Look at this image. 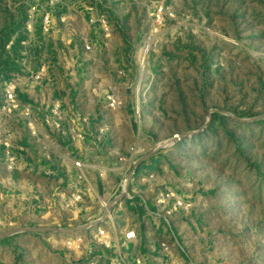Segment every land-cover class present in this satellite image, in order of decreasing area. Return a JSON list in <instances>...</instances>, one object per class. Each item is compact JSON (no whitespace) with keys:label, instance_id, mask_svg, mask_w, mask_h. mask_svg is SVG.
Instances as JSON below:
<instances>
[{"label":"rangeland","instance_id":"rangeland-1","mask_svg":"<svg viewBox=\"0 0 264 264\" xmlns=\"http://www.w3.org/2000/svg\"><path fill=\"white\" fill-rule=\"evenodd\" d=\"M77 1V14L88 17L86 6L97 4L114 27L106 39L99 23L89 28L82 17L78 38L68 41L57 30L51 37L76 60L74 80L81 84L67 87L68 98L82 99L78 111L95 130L84 143L97 151L100 196L111 188L120 193L124 179L134 213L143 216L145 205L134 195L175 192L191 204L179 213L192 264H264V0ZM25 10L18 0H0V36L22 32ZM84 39L93 44L90 52L80 49ZM1 48L0 63H8ZM67 185L63 214L52 213L43 199L33 216L31 199L23 198L3 212V222L12 224L0 237L37 230L46 241L57 240L50 248L67 264H76L78 253L92 255L87 243L76 241L78 227L94 218L92 203L89 195L72 202L75 185ZM77 204L84 208L79 219L68 213ZM34 245L1 264L41 262L28 259L34 251L42 255L43 244Z\"/></svg>","mask_w":264,"mask_h":264},{"label":"built area","instance_id":"built-area-1","mask_svg":"<svg viewBox=\"0 0 264 264\" xmlns=\"http://www.w3.org/2000/svg\"><path fill=\"white\" fill-rule=\"evenodd\" d=\"M20 4H24L26 10L23 16V34L24 38L20 41V61L21 73H15L13 77L5 83L2 96L0 99V231L6 224L2 220L4 211H7L9 206L20 204L23 198L31 199L32 209L34 212L36 206L34 199L40 200V195L33 192L28 195L22 191L23 188L18 186V183L13 185L11 174L14 171L21 173H34L44 177L58 176L60 169L54 167L55 157L58 155V146L60 139L69 141L70 144L77 145L78 142H84L86 137L95 138L96 134L86 127L89 122V117L82 115L79 111H70L63 106L62 100L54 97L52 89L56 85L51 73V65L49 62H43L37 70H33L28 59L32 56L33 47L38 41V31L46 39H50L55 30L69 24L78 23L74 17L79 16L77 0H18ZM80 7V5H79ZM89 22L99 23L103 30V35L106 39L112 38L114 35V27L110 20L102 14H99L97 4L87 5ZM75 13V15L72 14ZM82 48L85 52H90L93 44L89 39H84ZM29 72L30 82L34 85L43 87V97L47 100V110L42 119L39 117L37 106L31 102H26L20 99L18 89L22 86L25 73ZM29 85V84H28ZM27 85V86H28ZM56 88V87H55ZM110 105L114 106L115 99L109 96ZM66 123H73L70 129H66ZM19 124H23L27 129L26 136L36 147L37 155L33 160H28L26 154L21 151L22 145L20 140L24 136L20 133ZM86 125V126H85ZM44 126V132L41 129ZM57 151V152H56ZM121 161H126L125 157H120ZM62 167V166H61ZM64 175L62 177L69 184L75 185L72 193V202H83L85 197L89 195V189L83 188L82 181L88 183L87 175L83 169V162L80 160L74 161L76 171L63 164ZM124 179L122 180L123 183ZM120 193H115L112 198L101 197L104 215H99L92 221V225L97 226L95 234L96 244L105 250H109V259H115L112 264H192L188 260L187 251L184 245L178 240L174 231L173 225L175 216L180 210L188 209L191 204L181 199L175 192H161L154 196L155 207L152 210V216L158 221H162L171 231L172 240H161L158 247H154L150 251L130 256L126 252L117 249L113 244V230L116 221L114 218V210L122 205L124 198H133L129 191L126 193L123 184ZM129 185V183H128ZM87 187V186H86ZM128 189V188H127ZM70 204H73V203ZM74 205V204H73ZM18 210V209H17ZM16 210H14L15 212ZM124 246L128 242L134 241L138 236L135 228H130L125 231ZM94 248L91 249V252ZM95 260H92L94 264Z\"/></svg>","mask_w":264,"mask_h":264},{"label":"crops","instance_id":"crops-1","mask_svg":"<svg viewBox=\"0 0 264 264\" xmlns=\"http://www.w3.org/2000/svg\"><path fill=\"white\" fill-rule=\"evenodd\" d=\"M80 16L81 19H76L78 23L76 24L75 29L69 30L67 26H65L63 29H57V31L62 33L60 37L64 38L67 33L69 36V38L67 39L68 41L69 39L78 38V31L80 29L77 30V28L80 27L79 25L81 22H83V20H85V23L89 28L93 29L92 26L97 25L95 23L91 24L89 22V16ZM62 31H66V33ZM52 36H58V33L53 32ZM3 38L4 37L0 36V42ZM23 38L24 34L22 29V32L17 31L10 37L4 38V42L2 41V43H0V45H2L1 49L4 51L6 56L5 60L6 62H8L0 63V99L5 83L8 82L15 73H21L20 41ZM43 39L44 42L42 45L39 42L35 47L32 48V56L28 59V62L33 70H37L43 62H49V64L51 65L50 73L56 83V85H54L56 88L54 87L52 89V92H54V97L60 98L62 100L63 106L68 110L73 111L71 109L73 108L77 109L78 111L83 104L82 99L79 100L78 97H75L74 100L71 99L70 101L67 91V87L77 89L78 84H81V81L79 83V81L76 82L74 80V77L78 74L74 55H71L70 58L68 57L67 52L69 47H67V44H63V42H59V44L57 42L53 43V41H51V38L46 39L44 37ZM15 49H17V51ZM80 49L83 50L82 41L80 44ZM6 58L9 59L10 63ZM4 72L8 73L6 75H3L2 73ZM25 75L26 76L23 77L22 86L18 89V95L21 100L31 102L36 105L37 109L39 110V117L42 119L43 115L48 112L47 100L43 97L44 88L37 85L35 86L34 83L30 82L28 76L29 72L25 73ZM89 114L91 115L92 122L96 121L95 118L97 117L92 115L93 113ZM72 125L73 124L71 123H66V129H70ZM19 127L20 133L24 136V138L20 140V144L23 147L21 151H23L26 154L27 159L31 161L37 155L36 147L29 139L26 138L28 134L27 129L24 127V125L19 124ZM41 129L43 132L44 130H46L44 126H41ZM89 129L91 131L94 130L93 127H89ZM85 146L86 145L84 142H78L77 145L74 146L70 145L69 141L60 139L58 152L56 151L58 155L54 160V167L60 169V173L58 174V176L44 177L36 175L32 172L21 173L20 171H14L11 174L13 185L19 182L18 186H21V188H23L22 191L29 193V195L33 192L38 193L40 195L39 201L44 199L48 206L55 208L52 210V213L56 214L58 212L59 215H61L63 214V212L61 211L68 210V208H65L63 204L66 202L65 199L68 194V182L62 177L65 171V169H63V164H66L69 168L76 171V168L74 167V161L76 160L74 159H77L83 162V169L86 170L87 178L91 184L89 188V197L86 199V202L88 200L90 201V203H92V206H89L91 210L90 215L94 217L92 220L96 219L99 215H104L105 209L103 207L100 196V183L102 178L101 175L99 177L100 170L98 164V156H94L97 151H95L92 146H89V148ZM74 155L75 158L73 157ZM111 190L113 191L112 193L105 194L106 198H112L116 193V190H114L113 188H111ZM154 195L155 194H153V192L146 193V197H143V195H134V200H140L145 205V207L143 206V216L142 214L140 215L139 213H134L133 201H131L133 199L124 198L122 205L120 207L116 206V209L114 210V218L116 221L115 226L112 228L111 224L108 223L109 227L113 230V244L117 246V249L126 252L130 256L140 255L150 251L154 247H158L161 240L173 239V235L170 229L162 221H158L152 216L153 208L151 207V200L153 199L152 196ZM33 201L38 202L37 199H34ZM54 202H57L59 204V208L52 205V203ZM80 206H82V209H79ZM83 209V205L77 204L75 206V209H70L68 213L69 215H76V217H78L77 219H79L81 216H84L83 213H81ZM18 210L20 212L22 208H19ZM140 210L143 213V210L141 208ZM38 211L39 209L34 207V212L31 214L33 216H36L38 215ZM181 216V213H178L175 216L173 231L178 240L187 249V244L184 241L183 236H181V230L185 227L184 224H182L183 226L180 225ZM92 220L90 223L86 222V224L80 225L78 227V229L76 230V241L81 246L87 243L86 245L89 246V248H94V251L92 252L93 254L85 257L82 252L80 255L78 253V261L75 260L76 264H89V259H109L110 251L108 249L105 250V248H102L101 246L99 247L95 242L97 226L92 225ZM130 228H135L137 230L138 236L134 241H130L128 242L127 246H124V234L125 231ZM58 230H63V228H58ZM54 240L51 242H54L55 244L57 240L55 238ZM51 242L46 241V239L43 238L40 232L37 230L18 232V234L2 236L0 237V264L6 262L4 261V259H17V255H19V251H21L22 248L27 247L30 249L35 246L34 244L40 243L43 244L42 255L34 251L28 259H41V262L34 261L36 262V264H67V258H65L64 255H61L59 252H55L50 248L51 246L49 244ZM9 252L13 253L14 257L8 255ZM8 262L9 261H7V263ZM14 263L17 264V261L15 260ZM101 263L103 262H98L97 264Z\"/></svg>","mask_w":264,"mask_h":264},{"label":"water","instance_id":"water-1","mask_svg":"<svg viewBox=\"0 0 264 264\" xmlns=\"http://www.w3.org/2000/svg\"><path fill=\"white\" fill-rule=\"evenodd\" d=\"M3 235H7V234H3Z\"/></svg>","mask_w":264,"mask_h":264}]
</instances>
